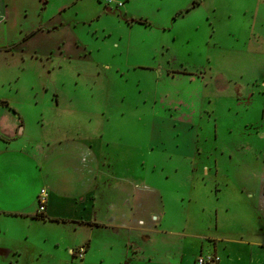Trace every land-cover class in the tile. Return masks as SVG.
Masks as SVG:
<instances>
[{
	"label": "rangeland",
	"instance_id": "obj_1",
	"mask_svg": "<svg viewBox=\"0 0 264 264\" xmlns=\"http://www.w3.org/2000/svg\"><path fill=\"white\" fill-rule=\"evenodd\" d=\"M121 1L79 0L46 55L0 51L36 152L96 165L72 219L38 212L45 183L32 217L0 214V264H264V0Z\"/></svg>",
	"mask_w": 264,
	"mask_h": 264
},
{
	"label": "crops",
	"instance_id": "obj_2",
	"mask_svg": "<svg viewBox=\"0 0 264 264\" xmlns=\"http://www.w3.org/2000/svg\"><path fill=\"white\" fill-rule=\"evenodd\" d=\"M70 2L68 6L51 10L49 0H0V51L11 48L19 50L22 56L24 53L38 54L39 51L29 44L45 38L49 33L60 37L63 16L70 9L77 8L79 0ZM43 52L38 55L41 57L50 51ZM1 99L0 120L2 115L10 113L14 116V122L11 129L0 123V214L32 217L35 210L30 211L26 207L34 201L41 183H45L44 187L49 190L47 215L72 219V211L67 206L57 205L58 201L61 204L71 201L73 192L78 191L77 187L94 185L88 179L89 175H83L86 170L84 164L79 156L73 160L75 164H66L61 155L71 160L69 155L72 152L69 149L62 151L58 145L49 146L45 156L37 153L36 147L41 143L38 134L28 135L19 110ZM95 168L96 165L87 170L91 172ZM133 251L138 252L137 249ZM139 254L142 256V253ZM149 255L148 259L151 260ZM250 263L254 264L252 260Z\"/></svg>",
	"mask_w": 264,
	"mask_h": 264
},
{
	"label": "built area",
	"instance_id": "obj_3",
	"mask_svg": "<svg viewBox=\"0 0 264 264\" xmlns=\"http://www.w3.org/2000/svg\"><path fill=\"white\" fill-rule=\"evenodd\" d=\"M105 5L112 6L114 5H123L121 0H101ZM47 190L44 188L41 190L40 194L38 195V212L42 213L46 210V202H47ZM219 257L217 255H208L206 257H200L198 259V264H210L213 262L218 261Z\"/></svg>",
	"mask_w": 264,
	"mask_h": 264
},
{
	"label": "trees",
	"instance_id": "obj_4",
	"mask_svg": "<svg viewBox=\"0 0 264 264\" xmlns=\"http://www.w3.org/2000/svg\"><path fill=\"white\" fill-rule=\"evenodd\" d=\"M39 217H41V218H44V216H39ZM52 220H56V221H60V220H63V218H61L60 219V217H55V218H53ZM96 225H100V223H95ZM215 255H217L218 257H219V255H218V253L215 251V250H211ZM200 254V253H199ZM201 255H203V251L201 252V254L198 256V258H197V263H198V259H199V257L201 256ZM209 254L207 253V256H208ZM219 260V259H218Z\"/></svg>",
	"mask_w": 264,
	"mask_h": 264
}]
</instances>
